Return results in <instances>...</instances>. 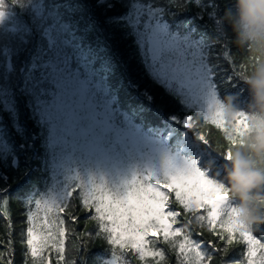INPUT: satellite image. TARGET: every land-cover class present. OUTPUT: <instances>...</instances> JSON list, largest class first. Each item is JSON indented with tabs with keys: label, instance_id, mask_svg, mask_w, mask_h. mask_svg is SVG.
<instances>
[{
	"label": "snow or ice",
	"instance_id": "1",
	"mask_svg": "<svg viewBox=\"0 0 264 264\" xmlns=\"http://www.w3.org/2000/svg\"><path fill=\"white\" fill-rule=\"evenodd\" d=\"M99 2L102 4L104 0ZM190 2L201 11L207 10L210 19L215 18L212 0ZM87 7L73 4L72 0H11V5L0 0V112L9 115L21 140L16 153L0 135V162L7 166L11 154L10 166L19 172V155L23 154L27 161L36 140L42 139L45 163L50 165L53 178L58 171L64 177L56 196L46 190L39 199L32 200L37 212L28 216L32 226L27 229V246L31 256L39 258L36 264H51L52 251L57 254V264L64 261L66 230L59 214L67 212L70 219H76L68 201L78 189L84 210L89 213L94 210L92 218L99 225L98 232L111 246L112 259L100 258L98 264H121V257L114 252L116 248L133 252L141 260L148 256L162 259V251L149 247L161 237L166 243L183 237L178 244L179 252L184 254L181 264H212V258H206L198 242L174 228L181 213L166 210L173 195L187 213L196 215L205 210L206 215L197 217L201 227L206 221L208 231L214 235L217 228L227 233L228 245L238 234L247 245L246 264H264V243L253 234V229H247L235 218V207L227 203V187L201 167L199 154L193 153L194 145L186 132L184 140L174 139L172 124L192 129L193 116L172 115L171 124L165 122L162 127L145 130L132 118L139 109L124 108L119 101L117 91L108 82L114 69L109 46H94L87 41V34L102 31L101 23L91 16L84 21L82 14L76 15ZM16 8L20 11H15ZM133 8L135 19L129 13L126 17H109L108 22L127 20L151 75L182 97L189 108L195 107L205 121H211L230 136L220 119L223 106L212 68L206 62L203 37L195 35L191 21L173 31L163 19L164 8L139 3H134ZM25 15L27 20L23 19ZM215 23L219 31L221 22ZM35 39L42 44L40 55L31 60L30 67L21 62L16 68L13 55L18 57ZM22 73L27 75L21 88L13 80ZM13 87L25 97L24 106L31 110L39 132H29L19 123V103ZM247 119L245 113L239 114L236 137L247 129ZM3 131L0 129V133ZM196 138L204 145L209 144L203 134L197 133ZM224 158L231 159V153L227 151ZM4 180L5 176L0 175V181ZM7 192L8 188L0 183V199ZM36 194L34 191L30 195ZM3 204L6 206L8 200L3 199ZM40 210L44 216L37 225ZM53 212L56 216L49 219ZM258 231L264 233V229ZM216 251L227 255L229 247Z\"/></svg>",
	"mask_w": 264,
	"mask_h": 264
},
{
	"label": "trees",
	"instance_id": "2",
	"mask_svg": "<svg viewBox=\"0 0 264 264\" xmlns=\"http://www.w3.org/2000/svg\"><path fill=\"white\" fill-rule=\"evenodd\" d=\"M208 3V0H204ZM11 5V0H6ZM73 4H84L88 7L76 15L81 14L84 21L88 17H94L101 23L102 31L100 33L87 34V41L94 46L97 44H107L113 59L114 69L109 77V84L118 93V99L124 108L133 110L139 109L132 116L135 123L148 129L149 127H162L165 122L172 123L170 117L176 115L183 118L188 115L193 116L195 127L192 129H183L181 125L172 124L174 139L184 140L183 133H187V138L191 139L194 145L193 153H198L201 160V167L208 170V161L215 160L216 164L209 171L211 178L219 181L224 180L221 165L226 160L225 156L229 149L227 134L218 129L211 121H205L203 115L198 114L195 107L189 108L183 98L170 92L163 84L159 83L150 73L144 62L140 48L136 43V36L128 21L120 19L114 23H109V17H126L129 13L133 14L135 19L136 9L134 3L141 5L150 4L155 9L164 8L165 15L163 19L167 20L173 31L180 28L185 22L191 21V25L196 28L195 35L202 36L205 43L206 62L212 68L213 80L217 84V92L220 99H223L230 93L239 96V105L241 110L247 112V103L249 94L247 85L244 83V76L250 74L253 67V54L245 48H240L235 43L234 33L231 26L224 19L229 9H234L235 0H212L215 5L211 10L216 13L214 19H210L207 10L201 11L190 0H104L101 4L99 0H72ZM113 5L108 7V5ZM211 8V5H210ZM11 11L12 9L9 8ZM19 12L20 9L16 8ZM199 13V18L197 14ZM23 19L27 20L25 15ZM144 15L141 14L140 30L143 31ZM221 22L220 30H217L215 21ZM84 23L80 27L83 29ZM182 30V29H181ZM41 41L38 39L27 47L26 50L19 53L18 57L13 55V63L16 68L21 66V62L26 67H30L31 60L37 58L41 51ZM27 73L18 74L14 77L13 84L21 88L24 83V76ZM13 91L16 88L13 87ZM148 97H151L149 100ZM16 99L19 103V123L26 126L27 130L32 133L39 132L34 126L31 118V110L24 106L25 97L16 91ZM0 133L4 140L12 147L13 151L19 153L16 147L21 143L20 138L16 135L12 122L7 113L0 112ZM205 135L209 141L204 145L196 138V134ZM45 148L42 146V139H37L34 150L29 151L27 161L23 154L19 155L20 171H14L11 165V154L8 157L7 166L0 162V175L5 176L4 181H0L7 188L8 192L0 199V264H36L39 258L31 256L30 249L27 246V229L32 226L28 219L31 212H37L36 206L32 203L33 199H39L44 192L51 191L56 196L61 191V184L64 180L62 172L58 171L53 178L50 165H46ZM219 173V175H218ZM38 190V191H37ZM34 191L37 194L33 197L30 195ZM165 191H167L165 189ZM80 190L77 194L69 198L70 210L76 218L72 220L68 217L67 212L60 213L59 217L64 220L65 228V259L60 264H71L76 261L77 264H98L100 258L105 260L112 259L110 254V245L103 239V234L98 232L99 225L92 217L93 212L89 213L84 210L82 201L78 199ZM3 199L8 200V204H3ZM166 210L179 211L181 215L177 217V223L174 228L181 229L185 235L200 245V250L206 258H212V264H220L225 261L226 264H246L247 245L239 235L231 245H228V234L217 228L213 234L208 231L207 222L197 220L199 215H206L205 210L196 215L187 213L179 205L174 195L169 201ZM44 216L43 210L38 212L35 223L39 225ZM56 216L53 212L49 219ZM191 220V223L188 221ZM264 229V225H258L253 228V234L264 243V233L258 231ZM91 237V238H89ZM99 237V238H98ZM150 240L155 238L149 237ZM183 241V237H175L169 242H164L161 237L158 241L150 244L149 247L155 251H162L164 257L148 256L141 260L135 253L114 249L115 255L121 257V264H181L183 255L179 252L178 244ZM215 244V248L213 247ZM176 245V246H174ZM229 247L227 255L223 251L217 252L216 249ZM82 254V256H81ZM191 256V253H188ZM258 255H260L258 253ZM51 264H57L58 257L55 251L51 252L49 257Z\"/></svg>",
	"mask_w": 264,
	"mask_h": 264
},
{
	"label": "clouds",
	"instance_id": "3",
	"mask_svg": "<svg viewBox=\"0 0 264 264\" xmlns=\"http://www.w3.org/2000/svg\"><path fill=\"white\" fill-rule=\"evenodd\" d=\"M224 19L235 43L253 54L254 63L250 74L244 76L249 94L247 112L241 110L235 93L220 99V119L230 134L231 153V159L220 166L224 175L220 183L228 189L227 203L235 207V218L251 230L264 225V0H235L234 9H229ZM215 112L213 108L212 114ZM242 112L248 117L247 129L236 137L235 125ZM215 164L214 159L209 160L208 170Z\"/></svg>",
	"mask_w": 264,
	"mask_h": 264
},
{
	"label": "rangeland",
	"instance_id": "4",
	"mask_svg": "<svg viewBox=\"0 0 264 264\" xmlns=\"http://www.w3.org/2000/svg\"><path fill=\"white\" fill-rule=\"evenodd\" d=\"M144 128V127H143ZM145 130H147L146 128H144Z\"/></svg>",
	"mask_w": 264,
	"mask_h": 264
}]
</instances>
